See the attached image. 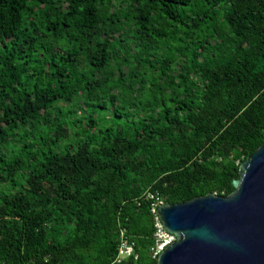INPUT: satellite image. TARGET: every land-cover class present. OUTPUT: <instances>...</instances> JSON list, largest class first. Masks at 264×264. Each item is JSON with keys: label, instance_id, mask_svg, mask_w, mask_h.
I'll return each mask as SVG.
<instances>
[{"label": "trees", "instance_id": "obj_1", "mask_svg": "<svg viewBox=\"0 0 264 264\" xmlns=\"http://www.w3.org/2000/svg\"><path fill=\"white\" fill-rule=\"evenodd\" d=\"M263 143L264 0H0V264H158Z\"/></svg>", "mask_w": 264, "mask_h": 264}, {"label": "water", "instance_id": "obj_2", "mask_svg": "<svg viewBox=\"0 0 264 264\" xmlns=\"http://www.w3.org/2000/svg\"><path fill=\"white\" fill-rule=\"evenodd\" d=\"M228 196L156 206L174 240L158 264H264V143L239 166Z\"/></svg>", "mask_w": 264, "mask_h": 264}, {"label": "built area", "instance_id": "obj_3", "mask_svg": "<svg viewBox=\"0 0 264 264\" xmlns=\"http://www.w3.org/2000/svg\"><path fill=\"white\" fill-rule=\"evenodd\" d=\"M163 204L162 202H159L157 205ZM153 206L151 209V212L156 215L155 217V248H154V255L160 254L163 249L170 244V240L173 238L171 235L167 234L158 219V216L156 214V206ZM128 258H134L136 259V254L134 252V245L132 242L128 241V239L124 236V232L120 231L119 236V245L117 248V255L113 263L111 264H120L123 260H126Z\"/></svg>", "mask_w": 264, "mask_h": 264}, {"label": "rangeland", "instance_id": "obj_4", "mask_svg": "<svg viewBox=\"0 0 264 264\" xmlns=\"http://www.w3.org/2000/svg\"><path fill=\"white\" fill-rule=\"evenodd\" d=\"M173 240H174V238H172V239L170 240V243L173 242Z\"/></svg>", "mask_w": 264, "mask_h": 264}]
</instances>
